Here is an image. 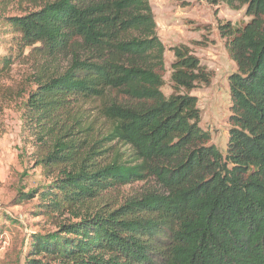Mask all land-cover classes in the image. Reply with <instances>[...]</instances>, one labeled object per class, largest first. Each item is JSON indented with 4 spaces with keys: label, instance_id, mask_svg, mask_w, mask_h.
Returning <instances> with one entry per match:
<instances>
[{
    "label": "trees",
    "instance_id": "obj_1",
    "mask_svg": "<svg viewBox=\"0 0 264 264\" xmlns=\"http://www.w3.org/2000/svg\"><path fill=\"white\" fill-rule=\"evenodd\" d=\"M22 1L34 8L6 19L16 57L28 49L43 67L70 56L64 72L38 77L24 104L38 165L54 175L39 193L43 214L69 216L33 237L26 264H264V0H205L250 18L218 26L236 66L224 155L191 96L213 73L187 46L170 49L171 93L161 91L165 48L148 0ZM13 64L0 59V76ZM148 179L160 193L103 204Z\"/></svg>",
    "mask_w": 264,
    "mask_h": 264
},
{
    "label": "rangeland",
    "instance_id": "obj_2",
    "mask_svg": "<svg viewBox=\"0 0 264 264\" xmlns=\"http://www.w3.org/2000/svg\"><path fill=\"white\" fill-rule=\"evenodd\" d=\"M148 2L156 23L157 38L165 48V85L161 91L166 96L171 93L169 75L174 58L170 49L187 46L213 73L209 85L195 89L191 96L197 99L200 128L209 133L210 144L224 155L230 115L228 77L236 72V66L226 51L225 39L221 37L218 26L230 23L241 27L246 24L250 18L245 14V7L232 10L224 4L209 5L205 0ZM33 8L28 1L0 2V59L9 55L14 59L9 71L0 76V264H26L33 237L54 233L60 223L69 219L67 215L49 217L43 214L39 193L46 191L54 175L38 165L43 153L32 136V124L25 120L24 104L29 93L35 89L38 77L64 72L70 65V56L60 55L43 67L35 57L29 56L28 49L23 56L16 57L14 44L17 35L6 20ZM118 101H122L120 96ZM92 114L96 115V112ZM97 126L103 131L100 123ZM114 152H118L123 159L132 154L128 147L122 145H116ZM33 191L38 192L34 198L17 202L19 194ZM160 192L157 184L148 179L108 194L103 204L115 206L137 200L145 194Z\"/></svg>",
    "mask_w": 264,
    "mask_h": 264
}]
</instances>
